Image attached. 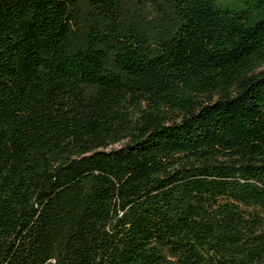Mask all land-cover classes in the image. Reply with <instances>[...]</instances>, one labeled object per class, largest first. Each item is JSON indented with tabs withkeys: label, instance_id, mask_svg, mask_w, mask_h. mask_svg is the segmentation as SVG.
<instances>
[{
	"label": "trees",
	"instance_id": "16d2710c",
	"mask_svg": "<svg viewBox=\"0 0 264 264\" xmlns=\"http://www.w3.org/2000/svg\"><path fill=\"white\" fill-rule=\"evenodd\" d=\"M0 264H264V0H0Z\"/></svg>",
	"mask_w": 264,
	"mask_h": 264
}]
</instances>
